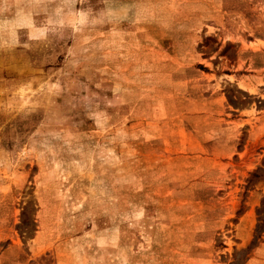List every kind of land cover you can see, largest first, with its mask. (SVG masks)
<instances>
[{"label":"rangeland","instance_id":"rangeland-1","mask_svg":"<svg viewBox=\"0 0 264 264\" xmlns=\"http://www.w3.org/2000/svg\"><path fill=\"white\" fill-rule=\"evenodd\" d=\"M0 264H264V0H0Z\"/></svg>","mask_w":264,"mask_h":264}]
</instances>
